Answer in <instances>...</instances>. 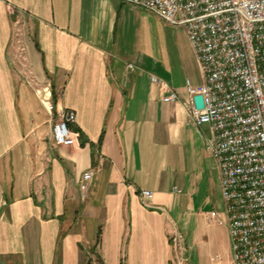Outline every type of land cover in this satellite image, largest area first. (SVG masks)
<instances>
[{"label": "crops", "instance_id": "1", "mask_svg": "<svg viewBox=\"0 0 264 264\" xmlns=\"http://www.w3.org/2000/svg\"><path fill=\"white\" fill-rule=\"evenodd\" d=\"M187 80L204 77L185 30L143 7L0 0V264H189V210L203 206L229 247L210 129L187 115ZM45 91L76 113L77 144L54 143Z\"/></svg>", "mask_w": 264, "mask_h": 264}, {"label": "built area", "instance_id": "2", "mask_svg": "<svg viewBox=\"0 0 264 264\" xmlns=\"http://www.w3.org/2000/svg\"><path fill=\"white\" fill-rule=\"evenodd\" d=\"M121 1L185 30L204 77L199 86L186 82L187 115L210 129L206 145L219 168L232 263L264 264V0ZM151 80L161 82L157 76ZM196 95L202 96L201 107ZM177 97L171 91L163 100ZM42 102L51 114L57 109L49 92ZM75 120L73 110L58 111L52 124L56 145L77 144L78 134L70 128ZM92 176V170L82 175L83 195ZM140 196L148 205L153 192L142 189Z\"/></svg>", "mask_w": 264, "mask_h": 264}, {"label": "rangeland", "instance_id": "3", "mask_svg": "<svg viewBox=\"0 0 264 264\" xmlns=\"http://www.w3.org/2000/svg\"><path fill=\"white\" fill-rule=\"evenodd\" d=\"M209 209V206H203L202 208L189 210L191 213L199 212V214H196L198 222L195 224V228L192 229L193 232L190 230L193 241L192 243L189 241L191 257L188 262L189 264H233L230 235L228 247L223 244L217 233L206 226L207 218L206 216L203 217V212Z\"/></svg>", "mask_w": 264, "mask_h": 264}, {"label": "water", "instance_id": "4", "mask_svg": "<svg viewBox=\"0 0 264 264\" xmlns=\"http://www.w3.org/2000/svg\"><path fill=\"white\" fill-rule=\"evenodd\" d=\"M195 103L198 107H201L203 105V100L201 95H196L195 98Z\"/></svg>", "mask_w": 264, "mask_h": 264}]
</instances>
